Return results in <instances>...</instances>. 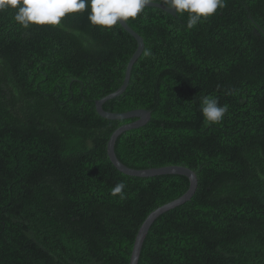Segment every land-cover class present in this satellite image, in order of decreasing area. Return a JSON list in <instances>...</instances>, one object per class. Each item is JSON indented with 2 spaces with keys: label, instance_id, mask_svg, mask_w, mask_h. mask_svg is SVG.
<instances>
[{
  "label": "trees",
  "instance_id": "obj_1",
  "mask_svg": "<svg viewBox=\"0 0 264 264\" xmlns=\"http://www.w3.org/2000/svg\"><path fill=\"white\" fill-rule=\"evenodd\" d=\"M162 2V0H152ZM0 10V264H129L145 218L184 194L182 174L119 171L107 144L137 118L100 115L138 42L88 12L60 25ZM127 22L145 46L111 112L151 111L116 141L133 168L193 169V197L162 214L139 264H264V0H225L195 27L188 13L146 6ZM228 111L207 122L200 98ZM124 182L125 198L111 189Z\"/></svg>",
  "mask_w": 264,
  "mask_h": 264
},
{
  "label": "clouds",
  "instance_id": "obj_2",
  "mask_svg": "<svg viewBox=\"0 0 264 264\" xmlns=\"http://www.w3.org/2000/svg\"><path fill=\"white\" fill-rule=\"evenodd\" d=\"M149 3L150 0H0V10L14 9V20L25 29L31 25H60L66 15L84 11L91 24L112 29L138 17ZM162 5L168 12L188 13L187 27L192 28L225 7V0H162ZM199 103L210 123H220L228 111L227 105L221 106L211 95L201 97ZM125 188L124 182H118L111 195L124 199Z\"/></svg>",
  "mask_w": 264,
  "mask_h": 264
},
{
  "label": "water",
  "instance_id": "obj_3",
  "mask_svg": "<svg viewBox=\"0 0 264 264\" xmlns=\"http://www.w3.org/2000/svg\"><path fill=\"white\" fill-rule=\"evenodd\" d=\"M146 6H155L163 10H166L164 8V5H162V2L150 0V3ZM169 13H172L174 15L176 14L174 11L169 12ZM123 27L132 36H134V38L138 42V46L127 64L125 76H124L123 82L120 85V87L116 89L115 91L110 92L109 94L97 99L96 108L100 115H102L103 117L110 118V119H129L133 117H136L137 119L134 121L125 123L114 130L107 144L108 156L110 160L112 161V163L115 165V167L119 171L125 174H128V175H131V176L148 177V176H156V175H163V174H182V175H186L190 179L189 188L184 194H182L180 197L170 202H167L157 207L143 221L136 235L134 245L132 248V252L130 255V261H129V264H139V260L141 257V252H142L145 239L153 223L162 214L170 211L171 209L179 205L184 204L185 202L189 201L193 197L198 187V176H197V173L193 169H191L188 166L181 165V164H171V165H166V166H161V167H151V168H133V167L126 165L124 162H122L119 159L116 153V147H115L118 137L127 130L141 127L147 124L149 120L151 119V111L145 108H138V109H133L130 111H125V112H111L104 108V103L106 101L121 95L128 87V84L131 79L133 66L135 62L137 61V59L140 57L144 49V46H145V42H144L142 35L139 34L135 29H133L127 21L125 22V25Z\"/></svg>",
  "mask_w": 264,
  "mask_h": 264
}]
</instances>
